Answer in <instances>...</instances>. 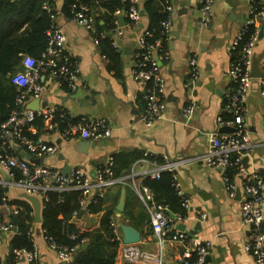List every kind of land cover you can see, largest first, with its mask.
<instances>
[{
    "label": "crops",
    "instance_id": "obj_1",
    "mask_svg": "<svg viewBox=\"0 0 264 264\" xmlns=\"http://www.w3.org/2000/svg\"><path fill=\"white\" fill-rule=\"evenodd\" d=\"M200 1L172 0V30L164 42L169 58L160 66V75L165 83L166 110L164 117L152 125L142 120L145 111L144 85L136 81L131 73L138 38L149 24L142 2L140 10L145 15H141L136 25L129 26L125 22L123 35L117 38L118 49L122 51L120 76L108 69L107 61L96 42L95 26L88 29L59 13L56 22L64 29L68 51L78 59L81 80L79 88L72 92L60 82L44 76L46 89L40 97L39 109L55 107L67 111L73 117L103 119L112 134L100 140L80 137L65 139L59 131H47L43 126L40 130L35 125L33 132L38 138L57 146L56 153L41 157L37 162L63 171L65 169L66 173L81 167L86 173L94 175L98 167L104 166L110 158L114 160L119 153L145 154L128 168L122 161L115 163V167L120 170L118 177L125 179L108 188L104 208L115 207L116 214L122 189L125 188L126 203L128 201L131 213H122L118 224L123 221L133 225L141 232L139 244L142 248L154 250L157 244L150 214L134 189L131 176L143 178L151 174L160 168L166 158L179 161L175 167L177 179L190 198L189 217L182 223L187 224L186 230L194 239L213 242L207 264H254L245 248L250 228L242 222V195L236 194L231 198L220 169L210 166L204 159L209 146V133L221 132L224 126L220 125L218 118L223 117L225 122L231 120L224 118L231 113L226 106L227 94L234 85L229 67L239 54V49H232L231 45L245 21L251 2L216 0L211 23L206 27L201 24L202 6L196 5ZM263 4L262 0L256 6L261 7ZM97 11L94 13L93 10L95 17ZM256 27L259 37L254 48L255 54H262L264 66V17L258 18ZM193 73L197 76L191 81ZM258 78L254 77L246 99V120L251 137L259 144L249 155L245 167L249 172L259 171L264 175V94ZM35 99L29 97L27 107L31 108ZM192 102L195 103L194 116L186 120L184 109ZM16 154L31 158L21 147H16ZM148 154L155 159L149 158ZM159 157L164 161H158ZM236 181L239 182V178ZM23 193V190L11 186L7 190V197L9 200L22 199ZM81 210L84 213H79L74 219L80 231L99 227L102 212L91 213L87 208ZM201 213L206 216L202 220L196 219ZM40 227L38 223L32 227L39 248L40 263L70 264L72 259L62 261L58 252L49 246ZM14 232L2 233L0 258L3 262L8 255L9 239ZM182 250V243L169 240L166 243L164 264H179ZM20 264L28 263L22 258ZM114 264L138 263L127 262L116 255Z\"/></svg>",
    "mask_w": 264,
    "mask_h": 264
},
{
    "label": "built area",
    "instance_id": "obj_2",
    "mask_svg": "<svg viewBox=\"0 0 264 264\" xmlns=\"http://www.w3.org/2000/svg\"><path fill=\"white\" fill-rule=\"evenodd\" d=\"M128 11H123V15L128 16L129 26L139 23L141 19L140 3L142 0H129ZM201 24L209 26L213 16V8L216 0H202ZM262 0H250L251 5L245 21L237 36L232 42V49L241 45L239 54L230 64L229 74L234 83L227 94V108L232 114L229 121H224L219 117L220 125H232V132L209 133V146L204 155L205 161L217 167L222 172L224 184L228 195L234 198L237 190L242 192L241 215L242 222L249 226L250 232L245 243V248L253 258L254 264H264V175L259 171H247L243 161L244 156L251 155L259 144L249 132L246 108V99L250 91L254 77L251 75L252 60L255 53V44L259 37L256 23L259 17H264V4L257 7L256 4ZM264 1V0H263ZM74 15L72 19L78 21L88 29L95 26V17L89 5L80 3L73 5ZM52 12L53 23L47 30L48 44L40 58L26 54L22 59V69L17 70L11 76V81L17 86L19 91L15 108L9 117L0 124V167L6 170L10 177L7 181L2 176L0 169V184L5 187H17L24 192L36 195L43 203L48 198L49 191L60 193L59 200H63L62 193L71 189L81 191L80 205L86 208L87 204L98 203L105 198L108 188L122 182L125 178L115 175L114 160L108 159L104 166L98 167L94 175L86 173L81 167L73 168L69 173L53 166L37 162L41 157L56 153L57 146L43 142L36 137L33 132L35 121L38 118L43 120V127L47 131H59L63 138L80 137L82 139H107L112 132L103 119L80 117L76 121H67L65 127L61 128L60 123L66 116H71L67 111L55 107H45L34 110L27 107V99L40 98L46 87L43 81L44 76H49L61 84L67 83L70 91L79 88L81 80V68L78 59L67 49V37L64 29L56 22V13L53 7L45 5ZM173 10L172 0H164V11L167 16L161 22L160 35L155 36V29L148 26L140 34L136 49L133 53L131 73L133 78L144 85L145 111L142 120L147 125L161 120L165 115V83L160 75L161 63L169 58V51L164 46V40L171 35L172 18L170 13ZM120 12V11H119ZM120 17V16H119ZM115 19L114 25L108 31L113 36L112 44L118 48L117 38L123 35L124 26L120 20ZM106 33V32H105ZM153 38V40H151ZM98 43V39L96 40ZM155 53L158 56L155 57ZM107 61V57L103 55ZM194 63V60H192ZM197 74L193 73L191 81H194ZM260 79L262 93L264 94V77ZM190 81V82H191ZM195 103H189L184 109L186 120L193 118ZM73 117V116H71ZM226 123V124H225ZM264 143V142H262ZM16 147H21L29 153L31 158L10 153ZM179 161L166 158L160 168L154 170L151 176L159 178L163 170L174 172V186L178 195L182 198L185 208H190V198L187 197L181 188L175 172V167ZM19 170V177H16L12 169ZM234 171L235 176L231 177L230 172ZM143 178L131 176L134 189L139 194L144 205L150 214V223L156 238L157 247L154 250H147L137 243H125L118 229L117 215L111 216V226L115 237L119 241L117 255L130 263L138 264H164L166 243L169 240L183 244V250L179 255V264H207V257L213 246L211 240L194 239L187 230L179 227L180 222H184L188 215L182 216L171 211L168 204L157 202L154 199L151 189L144 184ZM239 178V182L236 181ZM94 194L90 197L92 191ZM0 204V245L2 233L15 231V224L11 215L17 214L20 207L10 204L8 197L3 198ZM81 210H75L74 216ZM170 212L174 213V217ZM206 216L201 213L196 219L202 220ZM44 238L49 246L58 252L62 261H69L73 258L74 252L79 244L73 248L58 244L52 237L45 235V230L41 228ZM17 230V228H16ZM16 232V231H15ZM33 249H15V264H20L24 258L28 264H41L39 248L34 240L33 228ZM77 235L72 234V238ZM0 264H3L0 258Z\"/></svg>",
    "mask_w": 264,
    "mask_h": 264
},
{
    "label": "trees",
    "instance_id": "obj_3",
    "mask_svg": "<svg viewBox=\"0 0 264 264\" xmlns=\"http://www.w3.org/2000/svg\"><path fill=\"white\" fill-rule=\"evenodd\" d=\"M55 1L0 0V124L9 117L11 111L15 108V100L19 93L17 86L11 81L12 74L23 68L22 59L26 54L40 58L48 44L47 30L52 25L53 18L51 16L52 12L45 8V5L52 6L57 17L59 13L55 8ZM80 3L89 5L92 13L93 10L94 13L95 10H98L96 17L94 15L96 19L95 37L99 41L98 45L102 54L107 57L108 69L115 71L120 76L122 51L113 46V36L108 31L114 25V20L118 19L119 14L128 11L130 1L65 0L62 14L72 18L74 15L73 5ZM142 7L148 15V27L155 29L153 38L159 37L162 27L161 22L167 16L166 11H164V0H142ZM125 21L128 23L130 18L125 16ZM238 49H241V45L238 46ZM63 86L68 89L66 82L63 83ZM231 115L230 113L229 116L226 115L224 118L231 119ZM79 118L67 115L64 121L61 122V127H65L69 119L76 121ZM35 125L41 130L43 120L38 118ZM10 153L16 154V148L12 149ZM144 155L136 152L117 154L113 166L115 175L120 171L115 167V163L122 161L128 168ZM147 156L152 160L155 159L154 156L149 154ZM158 161L163 162L164 160L159 157ZM12 171L15 172L16 177H19V170L13 168ZM230 174L231 177L235 176L234 171H231ZM143 182L151 189L157 202L168 204L171 211L176 214L182 216L189 214V209L183 206L182 198L178 195L174 186L173 171L163 170L159 178L147 175L144 177ZM7 190L8 187L0 184V204L4 202L3 198L7 196ZM62 195L63 200L60 201V193L51 190L48 192V198L44 199L42 203V223L40 225L45 230V235L52 237L58 244L70 248L79 244V248L75 251L70 264H114L119 246V241L114 239L115 233L111 226V216L114 214L115 207L104 208L105 198L100 199L98 203L90 201L86 206L88 212H102L100 225L91 230L80 231L78 225L74 222L76 218L74 211L81 210V191L71 189L63 192ZM9 203L20 207L17 214L11 215L12 222L17 230L9 239L7 255L8 264H15V249H33L34 242L31 228L35 224V214L31 202L26 198L10 200ZM130 209L131 207L127 201L123 213H131ZM72 234L77 236L72 238ZM85 243L87 246L82 248Z\"/></svg>",
    "mask_w": 264,
    "mask_h": 264
},
{
    "label": "water",
    "instance_id": "obj_4",
    "mask_svg": "<svg viewBox=\"0 0 264 264\" xmlns=\"http://www.w3.org/2000/svg\"><path fill=\"white\" fill-rule=\"evenodd\" d=\"M64 3H65V0H56L55 1L56 9H57L58 13H62ZM196 5L198 7H201L202 6V0L199 3H197ZM141 15L142 16L145 15V12L141 11ZM119 20H120V24L122 26H124L125 22H126L124 15H121L119 17ZM157 56H158V53H155V57H157ZM251 75L253 77H264V66L262 65V54L256 55L254 53L253 60H252ZM31 108L35 109V110H38L40 108V98H37L34 100V102L31 104ZM233 130H234V126H232V125H224L220 129L221 132H232ZM243 161L246 165H248L249 155L244 156ZM1 171H2L3 178L7 181H10V177L6 173V170L2 169ZM64 171H65V169H64ZM94 192L95 191L93 190L91 192L90 196H92L94 194ZM239 194L242 195L240 188L237 190V195H239ZM22 196L24 198H26L28 201H30L33 208H34L35 223L41 224L42 223V202H41V199L38 196L30 194L28 192H24L22 194ZM125 206H126V192H125V188H123L119 202H118L117 207H116V214H117L116 219H119V217L122 215L123 211L125 210ZM83 213H84V211L81 210L80 214L82 215ZM170 213L173 217L175 216L173 212H170ZM197 225L198 226L200 225V221L197 223ZM179 227L183 230H186L187 224L186 223H180ZM118 229H119L125 243L140 242L141 232L137 228H135L133 225L127 224V223H124L123 221H121ZM15 231H16V228H15ZM0 233H1V231H0ZM85 247H86V243L83 244L82 248H85ZM3 264H8L7 257H5Z\"/></svg>",
    "mask_w": 264,
    "mask_h": 264
}]
</instances>
